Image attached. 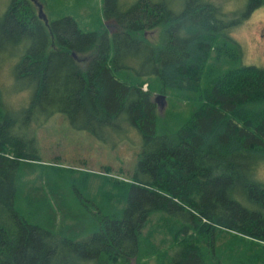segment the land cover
<instances>
[{
    "label": "trees",
    "instance_id": "trees-1",
    "mask_svg": "<svg viewBox=\"0 0 264 264\" xmlns=\"http://www.w3.org/2000/svg\"><path fill=\"white\" fill-rule=\"evenodd\" d=\"M8 1L0 51L13 52V81L28 82L12 91L30 97L17 115L0 85V264L141 263L157 254H144L154 216L172 236L156 264L258 260L238 242L264 245V67L243 64L232 32L264 0H248L242 20L208 0H103L107 25L98 31L67 16L46 24L33 0ZM157 28L158 46L147 37ZM153 81L192 104L180 125L166 120L177 115L158 117L151 89H142ZM56 114L103 143L141 137L130 182L115 181L121 196L108 193L86 222L64 199L29 188L41 162L33 120Z\"/></svg>",
    "mask_w": 264,
    "mask_h": 264
},
{
    "label": "rangeland",
    "instance_id": "rangeland-1",
    "mask_svg": "<svg viewBox=\"0 0 264 264\" xmlns=\"http://www.w3.org/2000/svg\"><path fill=\"white\" fill-rule=\"evenodd\" d=\"M36 1L38 4L34 6L37 14H40L42 10V14L48 20L65 16L73 17L84 31H98L103 29V25H107L103 15V0ZM123 1L128 5L133 3H130L131 0ZM208 1L221 8L229 20H240L245 15L248 5V0ZM8 4V0H0V17L5 13ZM161 32L162 28L148 31L149 41L158 46ZM232 38L241 47L244 65L264 67V4L235 27ZM12 53L11 51H0V64L8 62L0 68V85L9 89L10 92L12 89L20 90L27 87L28 83L20 79L13 81L12 70L8 65L9 63L13 65L12 60H8ZM149 83H151L150 86L145 84L142 89L145 92L151 89L153 100L158 95H164L159 91L156 81ZM164 96L166 104L163 109H160L159 103H156L158 117L164 120L169 114L177 115L178 118H167L166 120L174 122L176 126L180 125L182 120L188 117L192 104L181 100L173 93ZM29 97L30 93L27 90L19 93H14L13 90L7 102L11 108H17V115H20L21 111L18 108L26 104ZM37 119L38 122L33 120L31 129L34 132L41 162L35 166L32 175L27 178L30 180L29 188L40 190L42 199L48 202H51L52 198L58 201L61 198L64 199L69 209L75 211L80 219L86 222L93 215L99 214L97 205H107L108 193L116 196L113 200L121 196L123 189L115 181L130 182L140 152L141 137L137 131H131L128 141L120 142L116 136H110L108 142L103 143L87 131L75 130L66 115L56 114L50 118L41 115ZM107 169L109 171H106ZM25 172L30 173L27 168ZM259 176L264 178V167L259 170ZM105 178L110 179L108 183ZM77 192L80 202H77L74 197ZM64 207L67 209L65 205ZM160 219L154 216L153 225L150 224L144 230L143 237L147 239L144 240L146 244L144 254L147 255L151 251H157V254L152 257H143L141 259L143 264L159 262V247H162L164 252L170 250L168 248L171 246L172 236L169 230L163 227ZM251 241L253 240L250 238H244L238 242V248H242L248 254L259 255V259L247 257L243 264H264V245L252 244ZM151 242L156 246L154 249ZM226 247L231 254L234 253L233 246L227 245ZM141 263L137 259L130 261V264Z\"/></svg>",
    "mask_w": 264,
    "mask_h": 264
},
{
    "label": "water",
    "instance_id": "water-1",
    "mask_svg": "<svg viewBox=\"0 0 264 264\" xmlns=\"http://www.w3.org/2000/svg\"><path fill=\"white\" fill-rule=\"evenodd\" d=\"M36 4H38V2L36 0H33ZM39 16L45 20L46 24H48V19L47 17L42 14V10H40V14ZM74 57H76L75 54H73ZM154 103H159V107L160 109H163V107L165 106L166 104V97L164 95H158L154 100Z\"/></svg>",
    "mask_w": 264,
    "mask_h": 264
},
{
    "label": "bare ground",
    "instance_id": "bare-ground-1",
    "mask_svg": "<svg viewBox=\"0 0 264 264\" xmlns=\"http://www.w3.org/2000/svg\"><path fill=\"white\" fill-rule=\"evenodd\" d=\"M73 54H75V53H73ZM76 55V54H75ZM74 57V56H73Z\"/></svg>",
    "mask_w": 264,
    "mask_h": 264
}]
</instances>
